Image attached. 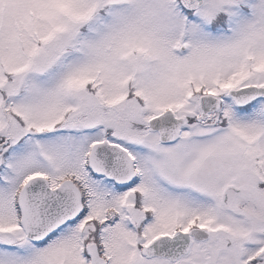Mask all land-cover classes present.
<instances>
[{"label":"snow or ice","instance_id":"obj_1","mask_svg":"<svg viewBox=\"0 0 264 264\" xmlns=\"http://www.w3.org/2000/svg\"><path fill=\"white\" fill-rule=\"evenodd\" d=\"M0 264H264V0H0Z\"/></svg>","mask_w":264,"mask_h":264}]
</instances>
